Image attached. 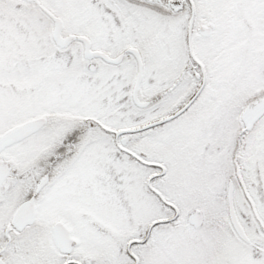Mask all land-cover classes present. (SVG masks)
Returning a JSON list of instances; mask_svg holds the SVG:
<instances>
[{
  "label": "snow or ice",
  "instance_id": "snow-or-ice-1",
  "mask_svg": "<svg viewBox=\"0 0 264 264\" xmlns=\"http://www.w3.org/2000/svg\"><path fill=\"white\" fill-rule=\"evenodd\" d=\"M0 264H264V0H0Z\"/></svg>",
  "mask_w": 264,
  "mask_h": 264
}]
</instances>
